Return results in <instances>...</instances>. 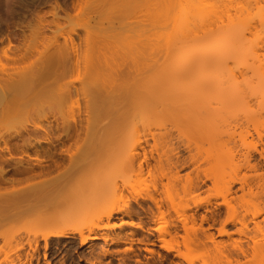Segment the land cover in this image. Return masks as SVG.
<instances>
[{
	"label": "rangeland",
	"instance_id": "1",
	"mask_svg": "<svg viewBox=\"0 0 264 264\" xmlns=\"http://www.w3.org/2000/svg\"><path fill=\"white\" fill-rule=\"evenodd\" d=\"M195 2L0 0V41L3 40L0 52L7 47L9 36H23L15 44L20 46L22 52L30 46H37L39 51L58 50L54 42L44 40L43 44L39 43L43 37L56 36L62 43L64 37L72 36L79 44L81 77L77 79L74 72L68 71L62 79H58L60 84L73 86L74 90L65 111H55L53 87L51 98H44L46 103L43 109L32 111L29 120L32 125L40 123L52 130L60 115L69 121L71 103L79 100L80 109L75 108L73 113L84 126H87V119L89 124L81 134L78 145L94 142L95 147L76 153V146H73L75 156L71 160L69 157L65 159L68 180L61 192H54V201L61 199L65 191L75 190L80 184L87 183L106 184L108 190L118 185L122 196L119 194L113 199L93 201L87 211L79 214L73 206L65 208L61 213L66 215L65 223L70 227L120 224L122 227L100 232L110 237L120 236L124 240L127 235V242L133 239L136 247H144L138 243L141 236L128 235L135 229L122 224L130 222V218L120 219L118 215L109 222L98 219L110 205L121 204L123 198L137 196L139 192L142 196L152 192L151 178L146 173L127 177V189L121 186L122 177L118 173L120 157L135 146L152 150L153 156L160 157L164 163L185 162L187 165L180 169V175L190 177L192 181L202 180L200 189L185 193L180 191L179 194L170 189L162 194V197L168 193L174 195L175 209L163 208L171 217L177 212L194 213V202L204 200L211 201L207 207L213 209L221 201L220 193L233 180L247 176L254 181L257 175L264 179V159L256 151L264 148V100L259 94L264 91V32L257 24V16H254L259 13L258 16L264 20V0H212L219 6L224 20V32L220 36L224 42L222 48L226 51L232 49V53L223 56L221 66L208 58L203 63H197L194 59L196 51L207 50L218 42L214 36H210L212 33L192 37V25L183 22V15ZM54 11L58 16L54 15ZM44 21L48 24L42 29ZM249 24L252 27L245 31V39L230 41L229 30L237 27L242 30ZM180 36L188 37L189 41L179 46H168L170 38ZM254 50H257L256 56L253 55ZM74 60L70 56V63ZM5 64L7 61L0 57V65ZM180 65H185L189 70L182 75L165 78ZM96 80L107 89L101 119L93 105L94 98L92 100ZM47 82H53L54 86V77L47 79ZM114 114L122 117V127L114 137L106 139L101 127ZM42 146L47 147L48 144ZM59 147L61 145L55 149ZM17 153L19 155L20 151ZM247 155H250L248 160ZM249 166H256V170ZM238 186L237 183L233 185L234 189ZM253 191L260 192L257 188ZM241 194L238 191V198L233 202L238 210H242L250 199L260 208L264 207V198L260 196H264L263 193L253 197L245 195L243 201ZM197 215L198 218L200 215L210 216V212L202 207ZM247 219H251V215ZM133 221L139 220L133 217ZM209 223H213L211 219ZM34 225L27 219L0 218V246L5 245L4 253H11L15 247L25 243L35 231ZM207 226L208 223H204V227ZM148 227H154L151 220ZM150 232L154 236L150 235L149 240L155 241L157 233L153 230ZM180 234L183 232L180 231ZM166 239L170 240L169 237ZM155 243V246L149 247L154 250V261H158L160 255L165 256L163 264L177 260L174 251L161 248L159 241ZM91 245L94 246V253H91ZM124 247L125 244L120 246L103 239L90 241L81 247L79 236L70 235L68 238L53 239L47 251L41 247L33 264H118L123 254L117 251ZM103 249L111 253L103 255ZM140 251L143 262L153 257L149 252ZM180 251L195 259L196 263L206 259L200 249L188 250L181 246ZM24 260L25 257L21 262ZM16 264L20 263L17 261ZM184 264L187 263L184 261Z\"/></svg>",
	"mask_w": 264,
	"mask_h": 264
},
{
	"label": "bare ground",
	"instance_id": "2",
	"mask_svg": "<svg viewBox=\"0 0 264 264\" xmlns=\"http://www.w3.org/2000/svg\"><path fill=\"white\" fill-rule=\"evenodd\" d=\"M54 15L58 16V13L54 11ZM258 15L259 13L254 14L258 18V26L264 32V20ZM182 19L185 24L192 25V37L202 33L204 35L212 33L213 35L210 36L218 40L207 50L196 51L194 55L196 62L203 63L208 58L214 64L221 66L223 56L232 53V49L226 51L222 48L224 42L220 40V36L224 32L222 25L224 20L217 3H213L212 0H196ZM47 24L44 21L42 29L46 28ZM250 27L252 24L242 30L238 29L239 27L229 30L230 41L245 39L247 37L245 31ZM22 38L23 36H9L7 47L0 52V57L7 61V64L0 65V218L27 219L35 224V231L27 237L25 243L11 250V253H4L5 245L2 244L0 258L2 254L4 257L0 259V264H16L17 261L20 264H33L41 247L47 251L53 239L68 238L70 235L79 236L81 247L98 239H103L105 242L111 240L112 243L120 246L125 244L123 249L117 251L123 254L118 264H132L131 261L134 262L133 264H163L165 256L160 255L159 260L154 261V250L149 248L155 246L156 241L161 242L160 247L166 251L175 252L174 256L177 260L172 259L170 264H184V261L187 264H264V207L260 208L252 199L246 201L242 210H238L233 205L238 198L236 196L238 191L242 192L240 195L242 201L245 195L253 197L260 195V192L264 194V179L261 175H257L258 178L254 181L247 176L233 180L227 189L220 193L221 201L217 202L213 209L207 207L211 205V201L204 200L194 202V213L177 212L171 217L163 208L167 206L175 209L174 195L168 193L162 197V194L169 192L170 189H174L176 194L180 191L190 192L200 189L203 182L192 181L190 177L184 178L180 175V169L187 165L185 162L177 160L164 163L160 157L153 156L152 150L147 151L139 146L129 148L120 157L118 173L122 177L121 186L127 189L129 187L127 177L142 176L146 173L151 178L152 192L143 196L139 192L137 196L123 198L121 204L110 205L98 216V219L109 222L118 215L120 219L130 218V222L122 224L130 225L135 229L128 235L141 236L138 243L144 247H136L133 239L127 242L126 240L129 239L127 235L125 237L127 239L124 240L120 236L110 237L100 232L114 229L116 226L122 227L120 224H92L85 228L67 225L66 215L61 213L65 208L73 206L79 214L87 211L93 201L113 199L121 195L122 190H119L118 185L108 190L106 184H80L75 190L65 191L61 199L54 201V192H61L68 180L65 159L69 157L71 160L75 156V152L72 151L73 146H76V153L95 147L94 142L78 145L81 134L88 129L89 120H86L87 126H84L73 113L75 108L80 109L79 100L71 103L72 114L69 121H65L64 116L60 115L56 118L57 122L52 130H48L40 123L32 125L29 115L32 111L43 109L46 103L44 98L46 96L51 98L53 87L55 111L59 113L65 111L74 90L73 86L60 84L58 79H62L68 71L74 72L77 79L81 77L80 48L75 37H64L63 42L60 43L59 38L54 36L43 37L39 43L43 44L44 40L54 42L58 47L57 51H39L37 46H30L22 52L20 46L15 45ZM187 38L183 36L170 38L167 44L169 47L179 46L187 43L189 41ZM2 42L3 40L0 41ZM256 54L257 50H254L253 55ZM70 56L75 58L72 63L69 61ZM188 70L185 65L177 66L165 78L182 75ZM51 77H54V86L53 82H47ZM97 77L99 78V75ZM96 83L92 100L94 98L93 105L101 119L100 115L106 104L107 89L97 80ZM200 86L203 85L200 83ZM75 91L78 93L76 88ZM259 94L264 100V91H260ZM43 119L47 120V117ZM122 122V117L116 114L108 117L107 122L101 127L104 137L106 139L114 137L122 127ZM42 144L48 146L44 147ZM57 145H61L58 150L55 149ZM18 151H20L19 155ZM256 151L264 159V148ZM249 157L250 155H247L246 159L248 160ZM249 167L256 170V166ZM235 183L239 185L237 189L233 187ZM254 188L259 189L260 192H254ZM202 207H205L206 212H210V216L200 215L198 218L197 211ZM249 215L251 219L248 220ZM133 217H137L139 221L134 222ZM260 217L263 218L259 221ZM210 219L212 224L209 223ZM150 220L154 224L153 228L148 227ZM204 223H208V226L204 227ZM216 224L217 227L214 226ZM150 230L157 233L155 241L149 240L150 235L154 236ZM180 231L183 232L182 235ZM167 237L170 240H167ZM0 238H2L1 234ZM181 246L188 250H202L206 259H201L199 263L194 262L195 259H190L180 251ZM93 247L91 245V253L95 252ZM140 250L149 252L153 257L143 262ZM110 253L108 249L102 251L103 255ZM23 257L25 260L21 262Z\"/></svg>",
	"mask_w": 264,
	"mask_h": 264
},
{
	"label": "flooded vegetation",
	"instance_id": "3",
	"mask_svg": "<svg viewBox=\"0 0 264 264\" xmlns=\"http://www.w3.org/2000/svg\"><path fill=\"white\" fill-rule=\"evenodd\" d=\"M54 145V144H53ZM58 150V149H57Z\"/></svg>",
	"mask_w": 264,
	"mask_h": 264
}]
</instances>
